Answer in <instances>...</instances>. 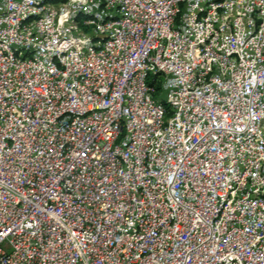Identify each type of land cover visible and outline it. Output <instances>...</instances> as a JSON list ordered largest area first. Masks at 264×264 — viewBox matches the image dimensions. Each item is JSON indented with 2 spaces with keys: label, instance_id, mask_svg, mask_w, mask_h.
<instances>
[{
  "label": "built area",
  "instance_id": "built-area-1",
  "mask_svg": "<svg viewBox=\"0 0 264 264\" xmlns=\"http://www.w3.org/2000/svg\"><path fill=\"white\" fill-rule=\"evenodd\" d=\"M0 264H264V0H0Z\"/></svg>",
  "mask_w": 264,
  "mask_h": 264
}]
</instances>
